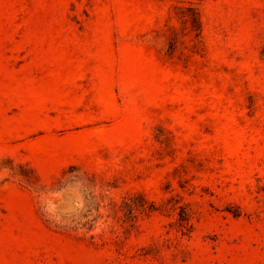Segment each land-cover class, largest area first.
Listing matches in <instances>:
<instances>
[{
    "label": "rangeland",
    "instance_id": "1",
    "mask_svg": "<svg viewBox=\"0 0 264 264\" xmlns=\"http://www.w3.org/2000/svg\"><path fill=\"white\" fill-rule=\"evenodd\" d=\"M0 264H264V0H0Z\"/></svg>",
    "mask_w": 264,
    "mask_h": 264
}]
</instances>
